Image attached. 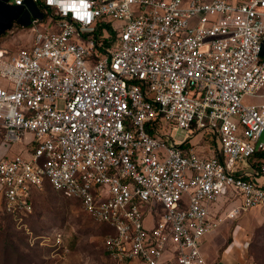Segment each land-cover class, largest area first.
Wrapping results in <instances>:
<instances>
[{
	"label": "built area",
	"instance_id": "built-area-1",
	"mask_svg": "<svg viewBox=\"0 0 264 264\" xmlns=\"http://www.w3.org/2000/svg\"><path fill=\"white\" fill-rule=\"evenodd\" d=\"M31 1L30 44L0 49V133L22 143L1 210L47 182L113 229L111 260L206 264L203 238L264 204V0Z\"/></svg>",
	"mask_w": 264,
	"mask_h": 264
},
{
	"label": "rangeland",
	"instance_id": "rangeland-1",
	"mask_svg": "<svg viewBox=\"0 0 264 264\" xmlns=\"http://www.w3.org/2000/svg\"><path fill=\"white\" fill-rule=\"evenodd\" d=\"M257 100L247 98L248 102ZM167 130L173 139L184 136L179 129ZM33 203V211L18 219L0 208V264H140L108 258L102 239L113 229L105 222L93 221L78 200L49 183L37 191ZM217 232L215 246L206 248L210 257L215 255L210 264H264V204L228 220ZM210 257L205 255L207 264Z\"/></svg>",
	"mask_w": 264,
	"mask_h": 264
},
{
	"label": "crops",
	"instance_id": "crops-1",
	"mask_svg": "<svg viewBox=\"0 0 264 264\" xmlns=\"http://www.w3.org/2000/svg\"><path fill=\"white\" fill-rule=\"evenodd\" d=\"M5 2L6 0H0V49L8 50L10 48L14 51L15 49L30 44L34 33L31 28L32 25L30 23V20L38 14V7L31 0H24V3L19 8H11L9 6L14 5H7ZM28 36H30L29 41L26 40ZM262 58L264 59V44L262 50ZM197 139L198 138H194L192 141H196ZM21 148L22 143H17L9 147L6 146L2 141V136L0 133V157L7 153L10 155L12 153L18 152ZM1 205L2 199L0 197V208ZM222 224H220L219 226H221ZM219 226L209 232L203 238L201 251L204 256L205 262V255H207V253L210 257V251L207 252L206 248L210 247L211 244L212 247L215 246L216 237H218L217 230ZM214 256L209 258V264L212 262Z\"/></svg>",
	"mask_w": 264,
	"mask_h": 264
},
{
	"label": "trees",
	"instance_id": "trees-1",
	"mask_svg": "<svg viewBox=\"0 0 264 264\" xmlns=\"http://www.w3.org/2000/svg\"><path fill=\"white\" fill-rule=\"evenodd\" d=\"M21 5H14V6H9V7H13V8H19ZM260 156H264V152L263 153H260L259 154ZM37 193V191L36 192H34L33 193V202H34V196H35V194ZM34 204V203H33ZM5 214H7V215H9L10 217H12V215L11 214H8V213H5Z\"/></svg>",
	"mask_w": 264,
	"mask_h": 264
},
{
	"label": "clouds",
	"instance_id": "clouds-1",
	"mask_svg": "<svg viewBox=\"0 0 264 264\" xmlns=\"http://www.w3.org/2000/svg\"><path fill=\"white\" fill-rule=\"evenodd\" d=\"M48 2L51 4L53 2V0H48Z\"/></svg>",
	"mask_w": 264,
	"mask_h": 264
}]
</instances>
